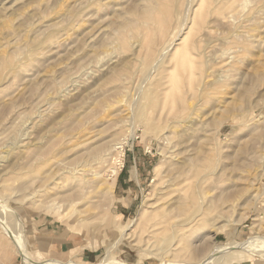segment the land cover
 <instances>
[{
	"label": "rangeland",
	"instance_id": "1",
	"mask_svg": "<svg viewBox=\"0 0 264 264\" xmlns=\"http://www.w3.org/2000/svg\"><path fill=\"white\" fill-rule=\"evenodd\" d=\"M0 264H264V0H0Z\"/></svg>",
	"mask_w": 264,
	"mask_h": 264
},
{
	"label": "bare ground",
	"instance_id": "2",
	"mask_svg": "<svg viewBox=\"0 0 264 264\" xmlns=\"http://www.w3.org/2000/svg\"><path fill=\"white\" fill-rule=\"evenodd\" d=\"M119 159H120V158H119ZM120 163H121V162H120ZM120 163H119V164H120ZM113 171H114V170H113ZM76 181H78V182L80 183L81 188H82V189H81L82 191L85 190V188L88 186V183H89L87 180H76ZM108 191H109V190H108ZM106 192H107V191H106ZM79 212H81V211H79ZM80 214H81V213H80ZM112 223H113V222H112L111 220L108 221V224H109V225H111ZM67 229H68V228H67ZM69 231H72V230H69V229H68V230L64 231V232L62 233V236L65 237ZM55 238H56V237H55ZM72 251H73V250H72Z\"/></svg>",
	"mask_w": 264,
	"mask_h": 264
},
{
	"label": "crops",
	"instance_id": "3",
	"mask_svg": "<svg viewBox=\"0 0 264 264\" xmlns=\"http://www.w3.org/2000/svg\"><path fill=\"white\" fill-rule=\"evenodd\" d=\"M125 169L120 173V175H119V177H118V180H120L121 178V175L123 174V173H125ZM130 181L131 180H129V185H131L130 184ZM69 242V239H67V241L65 240L62 244H59L60 246H58L59 248H60V250H59V253H62V252H64L63 250H64V248L66 247L65 245H66V243H68Z\"/></svg>",
	"mask_w": 264,
	"mask_h": 264
}]
</instances>
